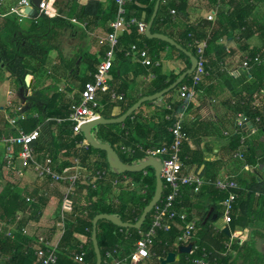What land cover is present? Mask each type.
<instances>
[{
  "label": "trees",
  "instance_id": "trees-1",
  "mask_svg": "<svg viewBox=\"0 0 264 264\" xmlns=\"http://www.w3.org/2000/svg\"><path fill=\"white\" fill-rule=\"evenodd\" d=\"M158 0H133L128 5V17L143 20L147 23L150 22L155 5ZM232 0H211L213 7L218 10L216 23H211L208 20H200L194 23H184L181 19L186 14V8L188 7L189 0H173L168 3L167 0H162L158 12V16L152 28L153 34H163L169 36L175 40L184 50L191 52L193 55L197 54L195 40H207L206 54L209 58L211 56L218 55V59L222 56L224 51L221 41L225 38H232L237 32L239 39L242 43L247 42L258 32L254 27V21L251 20L253 9H244L241 12L225 11L224 7ZM262 1V0H255ZM18 1H16L15 5ZM247 4V0L245 1ZM7 0L5 5L0 8V13H7L12 6ZM240 6H244V2L240 0ZM248 5V4H247ZM55 8L58 10V16L52 18L40 14V11L36 8H32V13L29 14L31 23L28 28H23L19 22V19L15 16H8L0 19V58L5 69L9 72L10 77L16 82L17 86L23 90L28 89L26 84V78L33 76L41 71L49 61L50 52L56 49L55 41L62 31H68L75 33L78 31L83 32L86 35L85 30L92 31L94 28H101L110 32V23L116 17V4L115 1L108 9H105L102 2L99 0H88L82 4L80 0H55ZM246 6V5H245ZM175 11L177 16H172V11ZM27 13V12H26ZM28 14V13H27ZM72 19H77L79 22H86L87 29H83L80 26L72 23ZM167 28H174L178 33V37L174 34L167 32ZM264 32V28H262ZM121 52L117 55V61L119 64H114L111 71L113 80L110 82L111 88L107 92L99 91L97 93V101L100 108L97 110L99 115L103 119L112 120L125 114L134 104H136L143 97L151 96L159 93L166 88L170 87L178 78L191 68V62L188 56L180 51L175 46L156 40L149 39L146 34L141 35L138 28L134 27L120 38ZM134 44L140 46L147 45L155 52V57H161V54L165 51L166 47H171L175 50L181 58L187 62V68L180 75H166L163 70L157 68V78L151 84H148L143 94L135 99H130L129 90L131 86L125 83V86L118 85L116 80H119V76L122 67L126 64H132L134 58L126 57V51ZM106 52V48L103 47L101 51V57L103 58ZM258 53L264 54L263 49H253L250 51L251 55ZM83 59L81 63H85L87 66V73L82 77L81 91L86 87L89 81L93 80L94 73L100 63V58L97 55L83 53ZM138 61V60H137ZM76 61H73L70 66V70H74L71 74L73 78L78 77L80 65L76 66ZM76 66V67H75ZM89 73L92 76H89ZM88 74V75H87ZM253 75L258 81L257 94L263 96L264 92V66L253 71ZM191 79L188 76L185 83ZM178 90V89H177ZM176 90L171 91L165 95V101L158 104L157 107L163 110L158 125L154 127H146L140 120H138V112L134 113L124 125H100L92 128V136L98 140H102L103 143L111 146L121 157L122 161L128 165L138 166L147 159L145 152L138 151L134 156H126L122 153L121 147L123 145L133 146L137 143H143L144 149H148L151 146L170 145L173 142V135L169 131L173 121L167 120V116L172 114L166 109V105H171L175 111H179L180 102L173 101V95ZM124 95L121 100H115L113 94ZM26 100L31 104V108L26 110L29 114L27 121L19 122V127L25 131H31L42 125V135L39 140L34 144L37 151V157L40 161H45V158H50L54 162L59 163V169L61 172H65L68 169L76 167L74 158H79V169L82 176L77 179L74 186V195L68 200V207L72 210L69 216L67 231L60 238V245L58 249L59 263L58 264H77L72 260V253L79 252V242L74 239L75 233H83L87 235V243L85 244V261L83 264H96V254L92 243L93 233V220L100 214L113 215L120 220L136 224L141 218L144 209L152 201L156 190V177L155 171L152 168L147 169L148 176H144V172L141 173H126L115 174L110 169L107 161V155L104 151H98L92 146L88 150L77 148L76 144L79 140H82L84 136H75L73 132V125L68 120L73 111L74 106H78L81 103L80 94H76L74 98H69L70 101H64L61 94H57L52 98H49L45 94L44 90H36L32 85L29 87V95ZM59 102L57 103V99ZM62 98V99H61ZM61 100V101H60ZM258 97L252 94L249 97H242L235 101L237 113H244L248 118L251 125H253L257 132L264 133V102L262 105L257 103ZM257 103V104H256ZM38 105H42L45 108L46 116L62 119L61 124H56L55 134L51 127L53 123H43L44 119L35 120L31 117L32 113L38 109ZM145 105H149L146 103ZM116 107L121 108V115L115 116L114 109ZM142 108V107H141ZM260 119L257 121V119ZM150 130L155 131L153 137H149ZM184 130L190 136L194 137V130L187 125H184ZM242 133H248L247 128L240 129ZM0 135L1 132H0ZM241 137L236 136L234 146L238 147ZM258 137L249 138L247 145L249 149L245 155L247 162L256 164L257 157L255 156L254 147L252 144H256ZM144 141V142H143ZM4 148L0 152V225L7 222L11 218H15L19 212H23L24 219L19 225L20 229H23L31 218L40 216L42 214L46 201L43 195H34L38 199V203L29 207L26 204L24 196L15 190V173L5 174V164L3 162ZM189 157L187 161L191 165L194 163V156L184 153ZM255 157V158H254ZM160 160H163L160 158ZM205 161H201L198 166H202ZM110 169V174L104 179H100L97 182V188L93 187V177L98 170ZM199 170V168H198ZM185 171L183 170V173ZM124 178L130 179L129 185L123 186L121 192L116 193L111 188L109 179L112 178ZM47 187H49V181H45ZM64 184L65 187H69V182L58 183L57 185ZM148 186L146 197L143 194L144 188ZM248 193L240 192L238 190L239 198L235 204L233 212V221L231 224L242 223L236 221V215L238 208L245 206L247 203L255 201L256 193H262L264 197V180H253L251 185L246 190ZM168 192L164 190V194ZM53 193V192H52ZM60 194V189H57L54 194ZM142 194V198L136 202L137 196ZM33 195V194H32ZM199 196H209L211 199L222 205L228 198L227 191L216 190L212 186H204L198 191ZM53 194L49 196L52 197ZM145 197V198H144ZM119 198V202L115 200ZM145 199V201H144ZM264 217V211L260 212ZM259 214V213H258ZM222 215V214H221ZM250 216V215H249ZM38 218V217H37ZM152 223V214H150L144 223L141 230L124 229L131 234L130 239L127 241L124 235L120 232L121 229L116 225L108 221H100L98 224V242L101 250L102 258L105 260L106 253L113 249L116 245L120 244L124 250V256L130 258L136 251V244L140 239V231H147ZM247 227L254 225L253 222L247 223ZM185 228V224L182 220L177 219L172 223L171 229L168 233L160 232L157 236V242L149 250V258L154 253L157 256L167 258L170 252L178 253V236H180ZM212 233V232H211ZM60 234V233H59ZM216 236V235H215ZM56 236V238H58ZM217 251H215L216 261L212 260V264L216 262L221 264H233L230 263L234 258V255L223 257L222 253L225 251L226 244L230 241V237L222 232L214 237ZM30 240L22 234H16L14 240L5 236L3 232H0V264H7L1 261L2 256L13 255L15 263L19 264H37L36 258L33 252L29 249L28 245ZM205 246L202 245V248ZM209 247V246H207ZM205 247L206 250L209 248ZM241 248L240 246L237 249ZM198 253L197 256H200ZM254 255L256 259L264 260V255L259 254L256 250ZM183 256V259L178 264H191ZM160 263V262H159Z\"/></svg>",
  "mask_w": 264,
  "mask_h": 264
},
{
  "label": "crops",
  "instance_id": "crops-1",
  "mask_svg": "<svg viewBox=\"0 0 264 264\" xmlns=\"http://www.w3.org/2000/svg\"><path fill=\"white\" fill-rule=\"evenodd\" d=\"M87 1L88 0H80L82 4ZM99 1L102 2L105 9H108L115 0ZM172 1L173 0H167L168 3ZM241 1H243L246 6H240V0H232L226 5V7H224V10L241 12L244 9H253V13L250 17L251 20L254 21V27L258 33L247 42L242 43L239 39V34L236 32L232 38H225L221 41L220 44L224 51L220 59H218V55L211 56V58L208 57L207 74L203 77L201 85L198 86L193 95H191V103L189 104L190 108L185 119V126L187 125L190 127L195 133L194 137H189V140L184 147V153L194 156V163L191 165L188 164L184 169V173H196L206 180L230 177L238 182L240 186L239 191L247 194L248 192L246 190H248V187L253 180H264V133L257 132V129L251 125V123L245 127L249 132L242 133L237 127V119L239 114L244 113H237L233 103L242 97H249L252 94L255 95V98L258 97V105H262L261 103L264 102V92L263 96L257 94L258 81L253 75V72L249 73L242 68V60H244L246 55L250 54V51L253 49L264 48V32L262 31V28H264V0L257 2L255 0H247L248 5L245 2L246 0ZM54 3L55 0H52L49 5V12L51 13L52 18L58 16V10L55 8ZM186 9V15L181 18L184 23L208 20L207 17L213 11L217 10L213 7L211 0H189ZM172 16L175 18L177 14H172ZM217 21H215V23ZM209 22L213 23L212 21ZM27 23L30 25L31 20H24L21 25H27ZM85 32L86 35L81 31L72 34L73 45L74 47L77 46L78 49L76 59H66L64 65H57L58 62L55 59H57V55L59 56L60 54L58 53V48L56 46V49L53 50V52H50L49 61L46 66H44L37 74L33 76L30 75L29 78H26L29 81L27 85L28 90L30 84H32L36 90H44L49 98L61 94V97L64 98V101L66 102L70 101L69 98H74L76 94H80L81 96L82 91L80 82L82 81V77L87 73L86 64L81 63L83 59L82 54L89 53L97 55L101 61V51L103 47L99 44V38L104 37L107 34V31L101 28H94L92 31L85 30ZM167 32L178 37V33L174 28H167ZM125 33H121L120 38ZM150 50L152 51L151 48ZM120 52L121 44L116 53L115 63H113L115 65L119 64V59L117 61V55L120 54ZM152 56L153 60L155 61L156 59V62L159 63V66L147 68L142 65L139 60L137 61V59L134 58L132 64H126L122 67V70L119 73V76L121 77L116 81L120 86H125V83L131 86V89L129 90L130 99H135L138 96L141 97L148 84H151V82H154L157 78V68L162 66L161 70L169 76L171 74L180 75L188 66L187 62H185V60L171 47H166L160 58L155 57L154 51H152ZM76 60V66L80 65L78 77L81 78H79V80L78 78L71 77L74 70L69 69L71 66L69 64ZM59 62L61 63L60 60ZM5 67L4 64H0V111L5 118L0 126V132L2 134L0 136L12 133V129L6 120V114L8 111L12 108H17L23 103L26 104L27 110L31 108V104L25 98L29 93H25V96H23V89L17 86L16 82L10 77L9 72ZM89 76H92V74L89 73ZM44 77L46 78L43 79ZM112 80L113 75L111 74L110 82ZM76 91H78V93H75ZM57 101V103L60 104L62 102L61 100V102H59V98ZM164 101L165 98L162 102ZM173 101L182 103L178 97V90L173 95ZM162 102H152L148 103L149 105L146 106V103L143 104L141 106L142 108L140 107L137 111L138 120L148 128L154 127L155 125L157 126L160 121L159 116L163 113V110L159 109L157 105ZM8 107H10V110H7ZM38 109L39 111H46L42 105H38ZM121 113L122 111L120 107L114 109L115 116H120ZM99 117L101 116L99 115ZM259 120L257 119V121ZM51 130H53L55 134V122L53 123ZM148 132L149 135H151L149 137H153V135L156 134L154 130ZM236 136L241 137V141L239 146L234 148L236 145L234 143ZM253 137H258L255 141L256 144H259H252V147H254L253 153L257 157L255 165L248 163L246 157L244 160L235 158V154L239 152L240 149L243 150L245 155L247 154V150L250 148L249 145H247V140ZM242 141H244L245 146L243 148L241 146ZM3 148L4 145L0 143V152ZM202 160L206 163H203L202 166L199 167L198 164ZM8 173L12 172H7L5 170V174ZM25 175H28L27 178L34 177L35 181L33 183L31 181L27 182L25 184L26 188L23 191L20 190L19 185ZM24 176L18 178L15 174V177L17 178V180H14L16 184L14 187L15 190L21 193L24 198L27 196L37 198L34 195L35 193H37L38 196L43 195L45 200L48 198L42 214L37 216L38 218H31L26 225V229L28 230L26 237L30 240V243L34 242L32 239H34L35 236H44L47 240H51L54 243L59 242V239L63 236L61 207L64 202L67 187H65L64 184L56 185L55 188H51L50 185L47 187L45 185L47 182L38 179L32 170L25 172ZM30 178H28V180ZM127 183V185H129L130 179ZM57 189H60L59 195H56V193L54 194ZM51 194H53V196L49 198ZM140 198H142V194L137 196L136 202H138ZM38 202L37 199V203ZM183 205L187 210L189 221L197 223L194 242L198 243L201 247L202 245L205 247L209 246L207 247L209 248L208 250L215 252L217 251V247L214 237H216L219 232L223 231L226 233L225 230H227L229 232L228 236L230 237V240H232L231 252H229L228 256L234 255V258L230 263L264 264V260L256 259V256L254 255L255 250L259 254L264 255V217L260 213L264 211V197L262 193H256L255 201L252 202V204L247 203L245 206L238 208L236 221H241L242 223L239 224L236 222V224H230L229 226H227L225 222L222 227L217 225L218 220L221 217L223 218V207L222 205L215 203L209 196H199L198 193L191 192L190 188H185ZM71 213L72 210L70 209V212L66 216V231ZM214 216L217 217L216 220H213ZM249 222H253L254 225L247 227V223ZM58 235L59 237L56 238ZM74 236V239L80 243L79 249L81 246L84 247L88 240L87 235L83 233H75ZM238 246L241 248L237 249ZM182 247H186V245L179 244L178 242L179 251L178 253H175L176 260H181L184 255H187L185 258L188 261L190 253H181ZM135 254L136 251L133 255ZM165 259L166 258H163L162 256L156 257L153 253L151 258H149V256L143 259H141L140 256L137 257L133 264H162V261ZM178 263L179 261L175 264Z\"/></svg>",
  "mask_w": 264,
  "mask_h": 264
},
{
  "label": "built area",
  "instance_id": "built-area-1",
  "mask_svg": "<svg viewBox=\"0 0 264 264\" xmlns=\"http://www.w3.org/2000/svg\"><path fill=\"white\" fill-rule=\"evenodd\" d=\"M52 0H44L40 7L37 8L40 14H45L52 18L49 12V5ZM133 0H115L116 4V17L110 23L111 31L104 37L99 38V44L101 47L106 48V52L98 68L93 76V81L86 84L85 89L81 94V103L78 106L73 107V111L68 120L73 125V132L75 136H84L82 140H79L76 144L77 148L88 150L91 145L87 141L83 126L100 119L98 109L100 108L97 101V93L99 91L107 92L110 90V76L116 60V53L120 46V35L130 31L136 27L141 35L146 34L148 23L143 20L128 17V5ZM5 5V0H0V8ZM32 0H19L15 5H12L7 13H0V19L8 16H15L19 19L20 24L24 20H30L29 14L26 13L28 8H33ZM218 10L213 11L207 18L209 21L215 23L217 21ZM172 14H176L173 10ZM59 15V14H58ZM57 16V15H56ZM72 23L87 28L86 22H79L77 19H73ZM194 45L197 49V67L194 73L191 75V79L188 82H183L178 89L179 100L182 101L179 111H175L171 105H167L166 109L172 114L167 116V120L173 121L169 131L173 135V142L170 145L151 146L148 149H144L143 143H137L133 146L123 145L121 151L126 156H134L138 151H144L147 159L157 158L162 164V179L164 181V190L168 192L163 195L162 199L155 205L152 210V223L147 231H140V239L136 244V254L130 258V263H134L137 257L147 258L149 256L150 248L156 244L157 236L160 232L168 233L171 229L172 223L177 219L184 222L185 228L180 236H178V242L182 245H191L192 249L188 262L191 264H212V260L216 261L214 252L202 248L198 243L194 242L195 233L197 230V223L189 221V216L185 206L183 205V197L185 195V188H190L191 192L198 193L204 186H212L219 191H227L228 198L223 203V220L227 226L233 221V212L235 204L239 198L238 190L240 186L236 180L230 177L206 180L201 175L196 173H183V170L187 167L188 156L184 155V147L189 140L188 133L184 130L185 119L188 114L191 95L195 92V89L201 85L203 77L207 74L208 56L207 40H195ZM126 57L136 58L139 62L147 68L159 66V63L153 60L152 51L147 45L140 46L134 44L126 51ZM264 66V54L258 53L256 55L248 54L242 60V68L247 72H253L254 70ZM124 96L113 94L115 100H121ZM27 106L25 103L21 104L17 108H12L8 114H6V120L12 129V133L9 135L0 136V143L4 145L3 162L7 172L15 173L19 178H22L25 172L32 170L38 179L41 181H49L51 188H55L58 183L69 182L70 186L67 187L64 197V202L61 207V221L63 227V234L65 233V227L67 222V214L70 212L68 207V200L74 195V186L78 178L82 176L77 165L79 164V158H74L75 168L68 169L65 172H61L59 169V163L54 162L52 159L46 158L44 162L38 160L37 151L34 144L39 140L42 135V125L31 131H25L19 127V122L27 121L30 117L26 112ZM31 117L35 120L41 118L44 119L43 123L55 122V124H61L62 119L51 118L46 116L45 111L36 110L32 113ZM259 120V118H258ZM249 118L245 114H239L237 119L238 129L245 128L249 125ZM242 148L244 141L241 142ZM235 158L240 160L245 159L243 150L235 154ZM146 159V160H147ZM72 170V172H71ZM110 174V169L98 170L93 177V187L97 188L98 180L106 178ZM149 172L144 171V176H148ZM129 181L128 178L124 180L116 177L109 179V183L114 192L119 193L123 186H126ZM149 187L146 186L143 190V194L146 197ZM144 197V198H145ZM26 204L31 207L37 203V198L27 196L25 198ZM145 201V199H144ZM119 202V198L115 200ZM24 214L19 212L15 218L9 219L7 222L0 225V232H3L6 237L14 240L16 234H22L27 236L28 230L26 226L23 229L19 228L21 222H23ZM125 240H129L131 234L121 229L120 231ZM62 238V237H61ZM34 242L28 245L29 249L33 252L37 264H58L59 255L58 249L59 242L54 243L51 240H47L44 236H35ZM232 240L226 244L225 252L222 253L223 257H227L231 252ZM81 249V250H80ZM80 252H74L72 260L77 264H83L85 261V248L81 246ZM201 253L200 256H197ZM1 261L7 264H19L15 263L13 255H6L1 257ZM129 261V257L124 256V250L122 245L118 244L113 249L106 253L105 260L102 264H126ZM138 262V261H137ZM140 262V261H139ZM215 264H220L216 262Z\"/></svg>",
  "mask_w": 264,
  "mask_h": 264
},
{
  "label": "water",
  "instance_id": "water-1",
  "mask_svg": "<svg viewBox=\"0 0 264 264\" xmlns=\"http://www.w3.org/2000/svg\"><path fill=\"white\" fill-rule=\"evenodd\" d=\"M43 1L44 0H32V3L34 5V7L39 8ZM161 1L162 0H158L156 5H155L152 18H151L150 22L148 23V27L146 30V36L149 39H156V40L166 42V43L170 44L171 46H175L180 51L184 52L188 56V58L190 59L189 62H191V68L187 72H184L178 78V80L176 82H174V84H172L170 87H168L165 90H163L159 93H156L154 95L143 97L141 100H139L136 104H134L122 116L115 118V119H112V120L103 119L101 117L100 119L94 120V121L84 125L82 128L84 135H85L87 141L89 142V144L94 149H97L98 151L99 150L104 151L106 153L108 164H109L110 169L112 170L113 173L118 174V175L126 174V173H141V172H144L145 170H147L149 168H152L155 171V177H156V190H155L154 197H153L152 201L150 202V204L144 209V212H143L141 218L139 219V221L136 224L126 223V222L120 220L119 218H117L113 215H108V214H100L94 218V220H93V233H92L91 239H92L94 251L96 254V264H102L103 263V258H102L101 250L99 247V242L97 239L98 238V224H99V222L105 220V221L111 222L114 225H116L120 228H123V229L141 230L144 223L146 222L148 216L152 213L153 208L162 199V197L164 195V193H163L164 192V181H163L162 176H161L162 164H161L159 159L153 157V158H149V159L145 160L144 162H142L138 166L128 165L122 161L119 154L116 151H114V149L111 146L103 143V141L100 139L96 140L92 136V134H91L92 128H94L96 126H100V125H105V126L117 125V124L118 125H124L125 122L134 113H136L143 104L152 103V102H157V103L162 102L164 100L165 95H167L171 91L176 90L179 87V85H181L186 80V78L188 76H191L194 73V71L197 67V63H198L197 62L198 60H197L195 55H193L191 52L184 50L180 45H178V43L175 40L171 39L169 36H166L163 34H153L152 33V28H153L155 20L158 16ZM26 12L28 14H31L32 8H28L26 10ZM0 64H2L1 58H0ZM28 82L29 81L26 79L27 85H28ZM25 93L26 94L29 93V90L26 89ZM216 219H217V217L214 216L213 220H216ZM225 232L227 233V235L229 234V232L227 230H225ZM191 249H192L191 245H189L187 247H182L181 253L189 254L191 252ZM178 261H180V260H176V254L175 253H169L167 258L162 261V264H175Z\"/></svg>",
  "mask_w": 264,
  "mask_h": 264
},
{
  "label": "rangeland",
  "instance_id": "rangeland-1",
  "mask_svg": "<svg viewBox=\"0 0 264 264\" xmlns=\"http://www.w3.org/2000/svg\"><path fill=\"white\" fill-rule=\"evenodd\" d=\"M8 2H9V4H14L16 1H19V0H7ZM22 27L23 28H28L29 27V24L27 23V25L26 24H23L22 25ZM72 34H73V32H71L70 30H68V31H62L61 33H60V35L58 36V39L55 41V45L57 46V48H58V53L60 54L59 56L57 55V59H55L57 62H58V64L57 65H64L65 64V61H66V59H70V58H72V60H75L76 59V53H78L77 51H78V49H77V46L76 47H74V45H73V40H72ZM58 53H56V54H58ZM56 54H55V56H56ZM62 59V60H61ZM63 59H64V61H63ZM59 60L61 61V63L59 62ZM63 68V67H62ZM27 78H29V77H27ZM46 77H44L43 79H45ZM62 82V81H61ZM61 84V83H60ZM63 84V83H62ZM32 84H30V86H31ZM35 85H36V83H35ZM78 85V84H77ZM77 85H75V86H77ZM37 86V85H36ZM77 88V87H76ZM75 88V89H76ZM177 89H179V87L177 88ZM177 89H176V91H177ZM175 91V92H176ZM75 93H78V91H76ZM23 96H25V91L23 90ZM146 106V105H145ZM7 110H10V107H8V109ZM9 112V111H8ZM8 112H7V114H8ZM3 120H5V118L3 117V113L0 111V126H1V123H2V121ZM39 160V159H38ZM40 161V160H39ZM41 162H43V161H41ZM27 176L28 175H25L24 176V178L21 180V182H20V185H19V187H20V190H23L24 191V189L26 188V186H25V184L27 183V182H29V181H31L32 183L35 181L34 180V177H28V178H30L29 180H28V178H27ZM19 178V177H18ZM22 191V192H23ZM141 195V194H140ZM217 225L218 226H224V221H223V218L221 217L219 220H218V222H217ZM145 263V262H144ZM148 263V262H147ZM150 264V263H149Z\"/></svg>",
  "mask_w": 264,
  "mask_h": 264
}]
</instances>
